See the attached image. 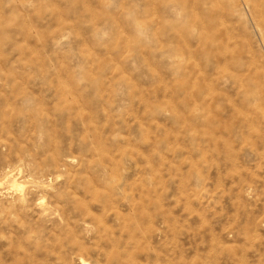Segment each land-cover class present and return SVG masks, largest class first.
<instances>
[{
	"label": "rangeland",
	"instance_id": "obj_1",
	"mask_svg": "<svg viewBox=\"0 0 264 264\" xmlns=\"http://www.w3.org/2000/svg\"><path fill=\"white\" fill-rule=\"evenodd\" d=\"M0 264H264V0H0Z\"/></svg>",
	"mask_w": 264,
	"mask_h": 264
}]
</instances>
